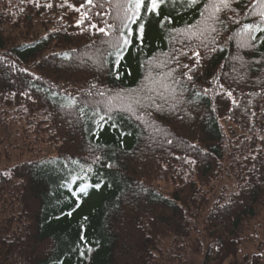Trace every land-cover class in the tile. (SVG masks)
Masks as SVG:
<instances>
[{
  "label": "trees",
  "instance_id": "1",
  "mask_svg": "<svg viewBox=\"0 0 264 264\" xmlns=\"http://www.w3.org/2000/svg\"><path fill=\"white\" fill-rule=\"evenodd\" d=\"M205 2L167 0L144 16L142 46L131 25L117 65L110 37L89 27L116 23L106 0L79 26L82 0H0V153H53L0 167V264H175L199 227L222 246L264 210V42L237 37L257 19L250 0L220 14L206 47L174 31L201 20ZM149 69L172 73L176 99L150 93L136 115L116 110Z\"/></svg>",
  "mask_w": 264,
  "mask_h": 264
},
{
  "label": "snow or ice",
  "instance_id": "2",
  "mask_svg": "<svg viewBox=\"0 0 264 264\" xmlns=\"http://www.w3.org/2000/svg\"><path fill=\"white\" fill-rule=\"evenodd\" d=\"M106 2L113 8L116 23L104 21L103 26L89 23V27L96 29L97 32L102 33L106 37H110L109 41L106 42L115 50L116 64L119 65L120 60L123 59L124 50H126L132 42L130 39V37L133 36L131 25H136L135 36L142 46L145 34L143 17L153 14L160 16L161 7L167 3V0H106ZM185 2L189 7H192L198 4L199 0H185ZM233 3H239V0H206L204 8L200 13L201 20L197 21L194 25H189L185 29H174V31L182 32L186 39L189 40L192 38L200 39L201 44L206 47L207 45L204 44V41L207 38V35L217 31V24L224 23L223 20H221L220 14L225 10L235 11L232 7ZM48 6L51 7L50 4ZM86 6L103 7L102 5L94 3V0H82L80 7L75 9L76 11H80V8L85 9L78 21V26L83 24L85 20H88L89 9ZM69 7H72V5H69ZM246 14L256 17L257 19L253 23L244 24L243 32H237V37L244 42L242 46H247L249 40L256 41L258 38L261 42H264V36L258 37L257 35L258 33H264V0H250L249 5H247ZM96 15L99 16L101 14L98 12ZM138 21L140 22L138 23ZM164 21L171 23L169 17L164 16L163 20L160 21L161 27H163ZM235 23H239V21L237 20ZM245 36L247 37V40H245ZM112 54L113 53H109V55ZM180 55H187V53L181 52ZM193 56L195 57V63L199 64V51L193 50ZM149 63L154 64L155 67H163L166 61H161L157 58L154 62L150 61ZM183 67L188 69V72L184 73V75L191 80L192 76L189 73L194 71L193 67L187 64L183 65ZM169 78H172L171 72L158 73L157 76H153L151 69H149L148 73L145 75L144 83L139 89L132 90V93H129L128 95L117 94V96L113 98L120 101L118 109L116 110L136 115L138 108L145 107L143 102L145 99L152 102V104H155V96L148 95L150 93H155L156 96H160L161 99H164L165 101L168 100L169 96L175 100L176 90L167 82ZM141 92L146 95L141 97ZM165 93H167V95H165ZM101 95H103V93H101ZM228 95L230 96L231 92H229ZM70 106H75V102L73 101ZM156 109L161 110L159 105H156ZM113 110L114 108L110 101L107 106V112ZM81 111H83V109H81ZM137 118L143 119V116L137 115ZM108 119L110 120L111 116H108ZM104 120L105 115H100L99 120L97 121V126L101 127V122ZM115 126V124L112 125V127ZM97 159L99 158L97 157ZM88 171H92L91 167L88 168ZM96 187H99V185H96ZM86 188L87 185H82L80 191L84 192ZM78 206L79 204H77V207ZM68 215H71V212H69Z\"/></svg>",
  "mask_w": 264,
  "mask_h": 264
},
{
  "label": "rangeland",
  "instance_id": "3",
  "mask_svg": "<svg viewBox=\"0 0 264 264\" xmlns=\"http://www.w3.org/2000/svg\"><path fill=\"white\" fill-rule=\"evenodd\" d=\"M10 117L11 115L8 116V125L12 129L15 128L14 124L17 128L23 125L26 129L25 133H31V128L26 124V120L10 121ZM225 127L228 128V125L225 124ZM0 138H3V135ZM29 139H33V135H30ZM34 147L37 146L34 145ZM4 153L6 155L3 156L0 153V167L30 160L38 155L40 157L47 154L53 155L51 148L46 146L41 148L40 153L12 151L11 148H7ZM100 183L101 180L95 184ZM224 185L225 190L221 194L223 198H226L230 192L231 183L225 181ZM198 231L199 233L190 236L184 243V248L178 251L180 257L178 263L175 262V264H264V210L233 243L219 246L208 237L202 227H199Z\"/></svg>",
  "mask_w": 264,
  "mask_h": 264
}]
</instances>
